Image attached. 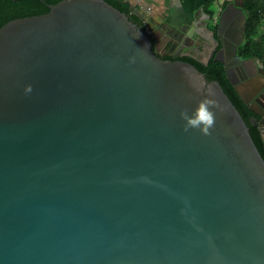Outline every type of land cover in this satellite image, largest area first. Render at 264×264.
<instances>
[{
	"label": "water",
	"instance_id": "95a60500",
	"mask_svg": "<svg viewBox=\"0 0 264 264\" xmlns=\"http://www.w3.org/2000/svg\"><path fill=\"white\" fill-rule=\"evenodd\" d=\"M215 5L200 38L264 140L246 16ZM47 8L0 27V264H264V159L220 84L104 0ZM206 98L211 135L183 131Z\"/></svg>",
	"mask_w": 264,
	"mask_h": 264
},
{
	"label": "trees",
	"instance_id": "16d2710c",
	"mask_svg": "<svg viewBox=\"0 0 264 264\" xmlns=\"http://www.w3.org/2000/svg\"><path fill=\"white\" fill-rule=\"evenodd\" d=\"M59 1L61 0H0V27L13 19L44 14L48 12V4H55ZM104 1L117 8L119 11L124 12L128 18L141 29H147V25L144 23L143 19L132 13L126 3L121 0ZM215 2L216 0H204V12L210 15V17L215 12ZM226 2L227 1L225 0L223 4ZM241 8L246 16V21L243 31V42L238 48L237 54L241 58H253L254 61H257L264 70V32H259V26L264 23V0H241ZM163 58L186 61L195 66V68L200 72L206 73V78L209 81H217L229 97L230 101L241 114L248 127L254 144L264 159V145L261 140L259 130L257 125L252 124L250 121L252 117L259 119V116L251 112L243 104L238 94L229 84L225 77L222 63L215 61L212 57L209 59L207 64H203L190 56H164Z\"/></svg>",
	"mask_w": 264,
	"mask_h": 264
},
{
	"label": "crops",
	"instance_id": "0c3cea01",
	"mask_svg": "<svg viewBox=\"0 0 264 264\" xmlns=\"http://www.w3.org/2000/svg\"><path fill=\"white\" fill-rule=\"evenodd\" d=\"M126 3L131 12L140 16L144 23L148 26L156 25L157 21L163 26L170 28L181 27L184 32L176 42L175 50L181 48L179 51L184 56H190L199 60L194 51V45H198L202 49V38L200 35L202 30L208 27L211 21L206 19L203 9L204 0H121ZM225 0H223L224 3ZM228 1V0H226ZM228 2H226L227 4ZM217 0L214 3L216 7ZM241 4V2H240ZM224 8V6H223ZM203 11V12H202ZM212 24V23H211ZM161 26V25H160ZM156 27V26H155ZM157 29V27H156ZM192 30V31H191ZM194 30H199L195 32ZM190 33V34H189ZM155 41V40H154ZM179 42V43H178ZM201 61V60H199ZM257 67V65H256Z\"/></svg>",
	"mask_w": 264,
	"mask_h": 264
},
{
	"label": "clouds",
	"instance_id": "9594fccd",
	"mask_svg": "<svg viewBox=\"0 0 264 264\" xmlns=\"http://www.w3.org/2000/svg\"><path fill=\"white\" fill-rule=\"evenodd\" d=\"M130 63L134 62L132 58ZM26 93L32 91L31 85L26 86ZM214 108H218V103L212 99H203L198 102L197 107L192 110L191 114L185 109L180 112V118L184 121L183 131L188 132L190 129L198 130L202 135H211L212 129L216 122Z\"/></svg>",
	"mask_w": 264,
	"mask_h": 264
},
{
	"label": "rangeland",
	"instance_id": "374dc122",
	"mask_svg": "<svg viewBox=\"0 0 264 264\" xmlns=\"http://www.w3.org/2000/svg\"><path fill=\"white\" fill-rule=\"evenodd\" d=\"M227 2H232L233 5L236 7V8H241V0H228ZM226 5L223 4V0H217V9H216V14L219 12L218 8L220 6V8L223 9V6ZM243 11V10H242ZM244 13V12H243ZM147 25V23H145ZM161 25V26H160ZM157 29H156V27ZM147 28L149 29V31L151 32V35H153L154 37V40H155V43L161 53V55H165V53L168 51V49L173 45V43L176 44V42L180 39H177L176 37L172 38V34L169 33V29L168 27L166 26H163L160 22L158 23L157 21V24L155 25H152L151 27L147 25ZM184 32V31H183ZM259 32L263 33L264 32V23H262L260 26H259ZM181 34V33H180ZM182 35V34H181ZM179 43V42H178ZM174 53V51L172 52ZM182 53V52H181ZM180 53V54H181ZM199 60L201 61H204L203 58L201 57H197ZM255 64L257 65V68L258 70L264 72V70L262 69V67L260 66V64L255 61ZM246 90L248 89V87L245 88Z\"/></svg>",
	"mask_w": 264,
	"mask_h": 264
},
{
	"label": "flooded vegetation",
	"instance_id": "af4514ba",
	"mask_svg": "<svg viewBox=\"0 0 264 264\" xmlns=\"http://www.w3.org/2000/svg\"><path fill=\"white\" fill-rule=\"evenodd\" d=\"M209 30H212L213 29V27H212V24L210 23V24H208V27H207ZM205 30V29H204ZM203 32V31H202ZM154 40V39H153ZM202 49L201 48H199V46L198 45H194L195 47H194V53L197 55V56H199V55H201L202 56V58H203V60H205L206 58H211V57H213L214 56V53L219 49V46H216V47H214V45L212 44V43H210V41H205L203 38H202ZM153 44H154V48H155V43H154V41H153ZM156 49V48H155ZM164 56H166V55H164ZM163 56V57H164ZM241 58V57H240ZM256 69H258L257 67H256ZM260 71V70H259ZM241 81V80H240ZM242 82V81H241ZM253 101V100H252ZM253 104L255 105V108H258V110H259V108H260V110H262V108L261 107H259L258 106V104L255 102V101H253ZM257 125V124H256ZM257 128H258V126H257ZM259 130V129H258ZM259 133H260V131H259ZM260 137H261V140H262V142H263V145H264V140H263V138H262V136H261V134H260Z\"/></svg>",
	"mask_w": 264,
	"mask_h": 264
},
{
	"label": "bare ground",
	"instance_id": "6f19581e",
	"mask_svg": "<svg viewBox=\"0 0 264 264\" xmlns=\"http://www.w3.org/2000/svg\"><path fill=\"white\" fill-rule=\"evenodd\" d=\"M234 30L236 31V28H234Z\"/></svg>",
	"mask_w": 264,
	"mask_h": 264
},
{
	"label": "built area",
	"instance_id": "2783aa9c",
	"mask_svg": "<svg viewBox=\"0 0 264 264\" xmlns=\"http://www.w3.org/2000/svg\"><path fill=\"white\" fill-rule=\"evenodd\" d=\"M151 33V32H150Z\"/></svg>",
	"mask_w": 264,
	"mask_h": 264
}]
</instances>
